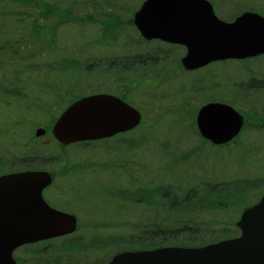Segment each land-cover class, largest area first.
Returning <instances> with one entry per match:
<instances>
[{
    "label": "rangeland",
    "instance_id": "rangeland-1",
    "mask_svg": "<svg viewBox=\"0 0 264 264\" xmlns=\"http://www.w3.org/2000/svg\"><path fill=\"white\" fill-rule=\"evenodd\" d=\"M61 1L62 6L75 7L76 12L84 13L83 11L87 8L86 0ZM98 1L102 3L103 0H93L97 5L96 8L104 14L105 11L101 9L102 5ZM141 1L111 0L110 6L117 9L115 12L125 17H133L132 11L140 7L141 4L139 6L138 4ZM211 1L216 7L217 14L224 20H229L246 10L264 13V0ZM6 7L12 12V16L0 15V41L18 37L20 30L23 33L27 30V25L24 24L25 15L22 17L14 15L25 8L5 3L0 6V10ZM44 23L49 22L48 20L38 22V24ZM94 30V28L88 29L85 34V31L79 29L77 38L69 41L73 51L67 54L66 27H64V32L59 35L57 41L59 47L55 49L45 47L42 49L43 53L32 54L30 56L32 59L20 63L29 67V71L32 70L35 76L25 78L27 82L19 85V90H16L18 93L13 92V100L19 107L17 108L19 114L17 116L16 113L13 114L16 117L15 121L7 116L5 128L8 133L9 131L12 133L14 127L19 128L24 131V134L19 139L20 142L16 139L14 145L11 143V137H6V143L10 145H6V151H3L5 157L12 160L25 150L26 144L30 142L29 135L35 131V124L41 118L39 109L45 111L42 116H46L47 112L49 115H56L58 109L65 108L76 98L89 93L123 94L133 102L132 104L141 107L145 123L142 127L114 137L108 142L96 143L86 148L79 146L80 153L73 154L75 159L78 158L79 162L84 164L91 159L97 160L89 172L90 175L83 178L86 180L85 186L79 190V196L71 198V203L67 204L71 212L79 217L81 223L80 230L73 235L82 234L84 238L81 244L76 246L67 244L66 237L40 242L38 245L40 247L45 245L49 249V254L39 253L37 250L27 252L24 247L19 248L15 254L27 258L29 261L26 264H35V259L40 262L45 259L49 261L48 255L54 258L55 264L65 259L66 263L76 261L78 264L108 261L113 254L125 249L119 239L121 236L128 237L135 232L132 226L136 223L151 221L154 214H158L153 208L154 204L162 198L163 186L174 188L176 185L188 187L191 184L189 186L191 187L194 181L199 180L203 184L214 179L223 183L243 177V179H249L247 189L243 190L244 201H256L262 195L261 190L264 187V55L252 58L246 64L239 62L241 68H238L234 61L229 60L227 65L216 63L196 71H186L181 64V58L186 52L183 45L161 40L142 41L138 44L139 40L130 39L131 36L138 35L137 29L133 26L131 31L123 35L125 42L117 40L114 44L95 46L92 45L96 39ZM127 40H131V44L128 45ZM37 48V44H32L29 47L25 46L21 51H36ZM137 48L145 49V53H141L144 56L143 59L139 57L134 58L135 61H133L130 58L127 61L128 67L123 63L119 65L120 69L117 66L109 67L111 60L132 54L131 52ZM7 55L8 52H0V59L7 61ZM138 61H140L139 64ZM244 64L248 67V71L243 69L241 73V69L245 67ZM25 65H23L24 68ZM123 65L126 68H121ZM224 66L227 67L224 68ZM15 70L5 65L3 74L9 81H13L16 77ZM221 71L229 74L230 79L214 75ZM244 72H249V76L243 77ZM215 82L218 84L215 85ZM249 82L260 87L251 89L247 99L239 97L236 88L237 90L244 88ZM46 83L49 85H45ZM228 83L229 87L225 90L224 84ZM192 87L199 90L198 96L192 97ZM213 98L237 102L238 107H246L248 114L255 109L261 113L263 119L259 120L257 116H254L249 125L244 128L243 135L232 144L215 147L205 143L195 132V116L199 107ZM3 101L5 100L0 99V104ZM179 107H181L180 112ZM143 136L147 138L146 144H144L145 139L142 140ZM180 154L189 155L186 162H180L171 173H166L164 169L168 160L179 157ZM123 160L129 162L124 165L131 170L147 167L144 172H138L136 176L138 182L133 181L130 184L131 187L125 180L127 176L122 178L116 175L115 166ZM64 162L65 160L60 156L56 159L55 166ZM66 163H68L67 159ZM0 164V171L15 169L6 161ZM147 171L148 173L145 174ZM149 173L152 174L151 177H146ZM122 179L125 181L123 182ZM242 189H238V192ZM224 191L226 193L227 189ZM203 196L208 203H214L219 197V195H211L207 189L203 190ZM228 196L235 201L243 198L242 195ZM62 204L66 206V203ZM161 213L164 217V211L160 210ZM221 216L231 217L227 216V213ZM209 218L206 214L200 216L198 221L206 223L204 220ZM229 223H224L223 220L221 224L207 222L198 233L197 244L201 241L210 242L229 237L221 236L225 232L223 228L230 232L234 229L232 223Z\"/></svg>",
    "mask_w": 264,
    "mask_h": 264
},
{
    "label": "water",
    "instance_id": "water-1",
    "mask_svg": "<svg viewBox=\"0 0 264 264\" xmlns=\"http://www.w3.org/2000/svg\"><path fill=\"white\" fill-rule=\"evenodd\" d=\"M134 23L148 40L185 45L187 69L216 60L264 53V16L246 11L234 21L220 19L209 0H145ZM140 110L122 98L98 93L79 98L56 120L53 133L63 144L111 137L135 128ZM201 134L214 144L230 142L244 118L231 105L208 103L197 117ZM42 130H38L40 134ZM46 172L0 176V264H16L14 251L25 244L72 233L77 217L50 207L42 189ZM240 235L201 246L125 250L102 264H264V195L237 222Z\"/></svg>",
    "mask_w": 264,
    "mask_h": 264
},
{
    "label": "trees",
    "instance_id": "trees-1",
    "mask_svg": "<svg viewBox=\"0 0 264 264\" xmlns=\"http://www.w3.org/2000/svg\"><path fill=\"white\" fill-rule=\"evenodd\" d=\"M86 1L87 8L83 11L84 13H82L76 12L75 7L71 5L62 6L61 0H0V6L7 3L25 8V10L18 11L14 15L15 17H22L25 15L24 24L27 25V30L24 33L20 30L18 37L7 38L0 41V52H8L6 57L7 61L0 59L2 60L0 61V99L13 100V92L18 93L16 90H19V85L27 82L25 78L28 76H35L32 74L33 71H29V67H26L24 63L32 59L30 58L32 54H37V52L43 53L42 49L45 47H49L48 49L59 47L57 41L59 35L63 34L64 27H66L67 54H71L73 51L69 45V41L73 38H77V31L79 29L85 31V34L88 29H95L94 35L96 39L92 44L95 46H104L114 44L117 40H125L123 35L133 29V17H125V15L115 12L117 9L110 6L111 0H103L102 3L98 1L102 5L101 9L105 11L104 14L100 12V9L96 8L97 5L93 0ZM136 9H133L132 14H134ZM7 14L8 16H12V12L9 11L7 7L0 10L1 16ZM98 14L101 15L99 16ZM45 20H48L49 23L38 24V22H44ZM130 39H132V41L139 40V42H137L138 44L144 41L139 34L137 36H131ZM132 41L127 40L126 43L129 45ZM32 44H37L38 48L36 51H21L25 46L29 47ZM59 49L62 51L64 50L62 48ZM131 53L132 54L125 55L117 60H111L109 67L117 66L118 69H120L119 65L125 63L127 66V61L130 58L133 61H135L134 58L140 57L143 59L144 56L141 53H145V49L137 48ZM68 57L72 59L70 56ZM22 62L24 63L20 65ZM71 62H73V60H71ZM139 63L140 61H138V64ZM5 65L9 68L16 69V73L14 72L16 77L13 81H9L7 76L3 74ZM23 65H25V68ZM126 66L123 65L121 68H126ZM88 67L90 68V66ZM124 98L127 99L126 97ZM144 139V144H146L147 138L145 136L142 137V140ZM188 157V154H180L179 157L170 158L164 171L166 173L168 172V174L171 173L176 165L180 162L185 163ZM144 170L145 169L142 171L139 168H135L133 175L130 174L132 177L129 178L138 182L136 176L138 172H144ZM248 181L249 179H243V177H241L223 183L220 180L214 179L203 184L202 181L199 180L194 181V185L191 187H189L191 184L188 187L176 185L174 188H170L165 186L163 187L164 192L163 195H161V200L156 202L157 204H154L155 207L153 209L156 210L158 214H154L151 221L136 223L132 226L135 232H132L128 237L121 236L119 238L121 239L120 242L123 243L122 245L125 249L155 248L163 245L176 244L196 245L199 239L198 233L206 226L207 222L221 224L222 220L224 223L228 224L231 222L234 229L230 232L223 228L225 232L221 236L235 235L237 232L236 221L242 210L255 202L244 201L245 192L243 190L247 189ZM205 189H207L211 195H219L214 203H208L205 196H203V190ZM225 189H227L226 193L224 191ZM238 189L242 190L238 192ZM263 192L264 187L261 190V193ZM228 195H232V197L233 195H242L243 198L242 200L235 201ZM190 209H192V211H189ZM194 209L196 210L194 211ZM160 210L162 212L164 211V217L162 213L160 214ZM186 212L190 214H185ZM224 213H227V216L231 217L226 218L221 216L223 218L221 219L220 215ZM206 214L210 217L208 220H204L206 223H202L200 220L198 221L200 216ZM164 224H166V227H164ZM75 235L76 236L71 235L66 237V241H68L67 244L72 246L81 244L84 236L82 234ZM203 243L202 241L198 242V244ZM37 247H39L38 244H32L25 248L28 251L35 252ZM39 253L42 252L39 251ZM42 263L46 264L47 260L45 259V262Z\"/></svg>",
    "mask_w": 264,
    "mask_h": 264
},
{
    "label": "flooded vegetation",
    "instance_id": "flooded-vegetation-1",
    "mask_svg": "<svg viewBox=\"0 0 264 264\" xmlns=\"http://www.w3.org/2000/svg\"><path fill=\"white\" fill-rule=\"evenodd\" d=\"M238 15H235L233 18L229 19V21L234 20ZM252 58H255V57H249V58H244V59H227V60L213 62L210 64L218 63V64L227 65L229 64L230 61H234L237 67L241 68V63L239 62H244L246 64ZM245 64H244L245 67L241 69V73H243L242 72L243 69L248 71V67H246ZM226 67L227 66H224V68ZM196 70H193V71H196ZM214 75H219V77L220 76L226 77L228 80L230 79L229 74L227 73L225 74L224 71H221L220 73H215ZM242 75L243 77H247L249 76V72L248 73L244 72V74ZM149 81L152 82L150 79ZM216 84L218 83L215 82V85ZM228 87H229V83L224 84L225 90L228 89ZM258 87L260 86L255 83L249 82L246 87L244 86V88H241V89L239 88L238 90L236 88V92L238 93L239 97L247 99V96H248L247 94H250V90L253 88L257 89ZM195 89L196 87L195 88L192 87V97L198 96L199 94V90H195ZM114 93L117 95L119 94L118 92H114ZM208 102H222V103L231 104L243 115L244 120H245V125L247 126L249 125L250 120H253L254 116H257L256 118H258L259 120L263 119L259 111H256L254 109V111H252L251 114H248L246 112V107H238L237 102L225 101L223 98H213L212 100H209L206 103ZM17 108L19 107H17V103L14 102V100H5L3 101L2 104H0V124H1L0 126V163L1 162L4 163L6 161L7 164L12 165L15 168V169H10L8 171L6 170L0 171V176L4 174H9V173L46 172L52 177L53 180L51 184L47 185L45 188L42 189L43 199L51 207H54L56 209H59L65 212L72 213L71 210L68 208L67 204L71 203L70 202L71 198L74 199V197L79 196L78 195L79 190L83 189L85 186L84 184L86 180L83 178H86L88 175H90L89 172L91 171V168L94 167L95 163H97L96 159H91V160H88L87 164H84L82 162H79L78 158L75 159L73 157L74 156L73 154L80 153L81 149L79 146L86 148L96 143L108 142L109 140L112 139V137L103 138L99 140H86V141L76 142V143H72L68 145L60 143L58 140H56L53 134V131H52L54 127V123L56 121L55 115H49L47 112L46 116H42L43 113H45V111L42 109H39L41 113V118L35 124L36 125L35 131L31 132L29 135L30 142L26 144L25 150L21 151L18 157L12 160H9L4 155V152L6 151V145L7 146L10 145V143L8 144L6 143V137L10 136L12 139L11 143L14 145L16 143V139H18L19 141V139H21L24 134V131L19 130V128L15 129L14 127L12 133L11 131H9L8 133L7 129L5 128L6 122H7V116L9 118L11 117L15 121L16 117L13 116V114L16 113V116L17 114H19V111ZM260 108L263 109L262 107ZM198 110L195 116V128L197 129V134L199 133L197 124H196V117L198 114ZM178 111L179 112L181 111V107H179ZM256 121L258 122V120ZM38 129L43 130V132L41 134H38ZM60 156H62L65 162L59 166H55V161L56 159L60 158ZM66 159L68 163H66ZM124 163L129 164V162L125 160L116 164V166L118 165L117 167L115 166V168H117L116 175L122 178H125L127 176L125 180L127 181V184L130 185L131 183H133V180L130 178L132 177L131 175H133L134 170H131V168H129L127 165H124ZM146 168L143 166L142 168H139V169L146 170ZM125 180L122 179V181H125ZM62 203H66V206H64ZM36 250L42 253L46 252L47 254H49V249L45 245L41 247L40 246L37 247ZM37 255H39V253H37ZM48 256H49V261L47 259L46 264H55L54 258H52L50 255ZM16 258L18 260V264H26L28 262L27 259H23L19 261L20 258L22 257H19L17 255H16ZM34 263L40 264L37 259ZM98 263L100 262H96L95 264H98ZM57 264H78V263H76V261H70L66 263V259H65L63 260V262H60Z\"/></svg>",
    "mask_w": 264,
    "mask_h": 264
}]
</instances>
